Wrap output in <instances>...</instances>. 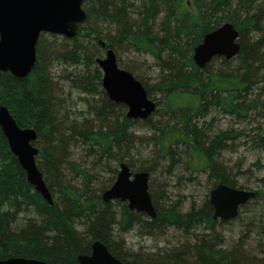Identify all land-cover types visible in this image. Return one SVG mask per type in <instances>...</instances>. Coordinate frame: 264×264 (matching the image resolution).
Listing matches in <instances>:
<instances>
[{
    "label": "trees",
    "instance_id": "16d2710c",
    "mask_svg": "<svg viewBox=\"0 0 264 264\" xmlns=\"http://www.w3.org/2000/svg\"><path fill=\"white\" fill-rule=\"evenodd\" d=\"M84 8L87 18L73 39L41 35L29 76L0 73V104L20 127L35 128L37 164L54 198L52 205L29 182L0 126V259L77 264L78 256L90 254L92 243L100 240L130 264H264L262 241L257 252L248 248L247 234L226 246L222 228L231 220L215 219L209 199L218 184L251 189L218 159L231 142L248 137L264 150L257 121L264 120V0H84ZM225 22L239 31L238 55L215 57L199 68L194 48ZM110 48L119 66L156 101L147 119L128 117L126 105L112 101L103 89L96 59ZM126 52L154 59L156 85L122 60ZM55 64L62 71L52 72ZM213 113L258 126L248 133L215 128V117L207 119ZM145 146L154 148L150 162L138 161ZM162 160L169 161L162 171L177 186L186 178L178 174L180 165L192 173L186 182L205 176L201 204L181 193L174 199L168 181L157 183ZM123 162L150 173L156 217L130 209L127 202L103 201ZM253 191L255 197L235 219L264 198V191ZM250 224L264 235L263 220ZM135 227L159 237L171 231L177 243L156 252L130 251L119 236Z\"/></svg>",
    "mask_w": 264,
    "mask_h": 264
},
{
    "label": "water",
    "instance_id": "95a60500",
    "mask_svg": "<svg viewBox=\"0 0 264 264\" xmlns=\"http://www.w3.org/2000/svg\"><path fill=\"white\" fill-rule=\"evenodd\" d=\"M86 18L84 0H0V73L10 72L18 78H26L38 61L37 45L41 35L49 33L73 39ZM239 51V31L233 23L225 22L204 35L202 42L194 48L193 59L199 68H204L215 57L231 60ZM96 61L103 72V89L112 101L126 105L128 117L144 120L156 111V101L149 97L145 86L133 73L119 66L114 49H107L106 54ZM0 126L29 182L53 205L54 198L36 160L39 148L34 144L38 137L35 128L20 127L3 104H0ZM255 195L252 190L218 184L209 196L214 218L235 219L241 207ZM102 199L105 203L114 200L127 202L130 209L151 218L157 216L150 192V173L133 171L125 162L120 164L117 178L103 192ZM0 264L51 263L10 257L0 259ZM77 264L130 263L118 259L106 244L96 240L90 254L78 256Z\"/></svg>",
    "mask_w": 264,
    "mask_h": 264
},
{
    "label": "rangeland",
    "instance_id": "374dc122",
    "mask_svg": "<svg viewBox=\"0 0 264 264\" xmlns=\"http://www.w3.org/2000/svg\"><path fill=\"white\" fill-rule=\"evenodd\" d=\"M60 36V35H59ZM106 54V53H105ZM104 54V55H105ZM103 55V56H104ZM102 56V57H103ZM122 60L128 64L134 65L147 80L149 85L157 84V66L152 57L147 55H138L135 53H123L121 56ZM63 66L55 64L52 67V72L62 71ZM157 97V96H155ZM215 117V128L219 129H234L237 131H248L252 128L259 126L264 130V120L258 119L257 121H241L230 116H225L218 113H213L208 116V120ZM149 134V133H148ZM243 136V135H242ZM170 138V137H169ZM176 138V137H175ZM174 137L170 138L172 142ZM78 159L80 156H76ZM154 158L153 146H145L142 148V154L138 158V161L150 162ZM218 159L228 167V170L234 177H237L240 183L248 186L252 190L264 191V150H258L249 142L248 137H242L238 140L231 142L226 150H223L221 156ZM257 161L259 165H257ZM169 161H160L161 167L158 168L157 173L154 175L157 183L168 181L170 183L169 192L172 198H176L179 193L185 194L188 201H196L201 204L205 198L207 189L205 185V176L202 174L198 175V181L186 182L188 175L192 174L191 171H184L183 166L180 165L178 174L184 175V178L179 186L176 185V179L166 175L162 171V165H167ZM197 174H194L196 178ZM250 189V190H251ZM248 203V202H247ZM251 203L250 208L242 212L238 219L231 220L226 224L222 231L226 237V246H230L236 242L242 235L247 234L249 239L248 248L253 252L258 251L259 242L262 241L264 244V235L259 234L255 227L250 224L251 219L263 220L264 221V198L260 199L256 204ZM255 226V225H254ZM176 234L171 232L165 236H151L143 233L138 227L131 229L130 231L122 234L121 238L126 241V246L130 251L133 252H156L160 248L174 245L177 243Z\"/></svg>",
    "mask_w": 264,
    "mask_h": 264
}]
</instances>
